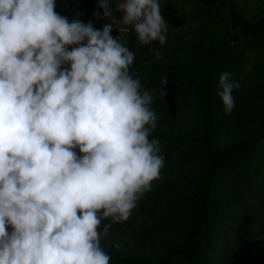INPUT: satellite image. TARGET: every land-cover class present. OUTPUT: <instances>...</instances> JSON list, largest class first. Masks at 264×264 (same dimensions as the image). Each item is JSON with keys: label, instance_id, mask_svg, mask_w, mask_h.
<instances>
[{"label": "clouds", "instance_id": "obj_1", "mask_svg": "<svg viewBox=\"0 0 264 264\" xmlns=\"http://www.w3.org/2000/svg\"><path fill=\"white\" fill-rule=\"evenodd\" d=\"M113 3L120 27L97 29L56 0H0V264H110L101 241L165 167L152 92L120 33L162 46L168 23L160 0H99L104 17ZM239 87L220 74L225 115Z\"/></svg>", "mask_w": 264, "mask_h": 264}, {"label": "trees", "instance_id": "obj_2", "mask_svg": "<svg viewBox=\"0 0 264 264\" xmlns=\"http://www.w3.org/2000/svg\"><path fill=\"white\" fill-rule=\"evenodd\" d=\"M93 1L56 0V11L97 29L102 20L121 18L115 3L106 18ZM195 1L206 8L217 3ZM162 15L168 28L185 24L171 0ZM239 26L237 37L200 33L158 65L148 61L159 44L136 45L129 30L131 71L152 92L154 136L167 142L166 163L130 219L101 241L110 264H239L250 232L264 223V14ZM251 55V66L241 67ZM225 71L240 83L230 115L217 95Z\"/></svg>", "mask_w": 264, "mask_h": 264}, {"label": "rangeland", "instance_id": "obj_3", "mask_svg": "<svg viewBox=\"0 0 264 264\" xmlns=\"http://www.w3.org/2000/svg\"><path fill=\"white\" fill-rule=\"evenodd\" d=\"M93 2H99V0ZM160 3L162 9L166 0H160ZM171 3L177 14L185 19V24L177 29L168 28L167 41L164 45L157 47L153 58L148 61L151 65L167 62L177 46L185 45L190 39L206 31L216 35L224 34L226 38H230L232 35L237 37L241 34L242 28L239 23L243 19L254 20L264 14V0H217L216 5L210 8L200 6L195 0H171ZM237 13H241L237 17H243L240 22L235 21L237 17L234 16ZM119 20L114 22V26L117 28L120 27ZM105 24H109V22L102 20L101 29ZM117 28L113 29V37L119 35ZM120 35L122 36L121 42L128 45L129 31L120 33ZM135 44L139 45L136 39ZM252 62L253 55L246 57L241 63V67H250ZM239 264H264V223L250 232L249 239L243 245Z\"/></svg>", "mask_w": 264, "mask_h": 264}]
</instances>
